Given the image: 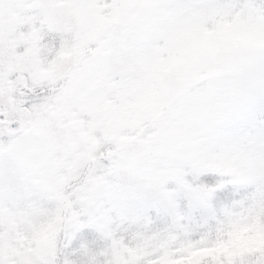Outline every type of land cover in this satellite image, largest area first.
<instances>
[{
    "label": "snow or ice",
    "instance_id": "obj_1",
    "mask_svg": "<svg viewBox=\"0 0 264 264\" xmlns=\"http://www.w3.org/2000/svg\"><path fill=\"white\" fill-rule=\"evenodd\" d=\"M0 264H264V0H0Z\"/></svg>",
    "mask_w": 264,
    "mask_h": 264
}]
</instances>
